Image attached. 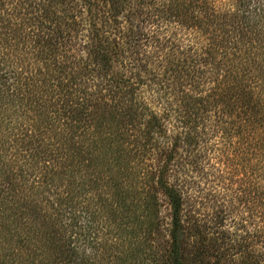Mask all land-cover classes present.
Wrapping results in <instances>:
<instances>
[{
  "label": "trees",
  "instance_id": "1",
  "mask_svg": "<svg viewBox=\"0 0 264 264\" xmlns=\"http://www.w3.org/2000/svg\"><path fill=\"white\" fill-rule=\"evenodd\" d=\"M199 4L0 0V264H250L248 248L240 260L227 257L237 249L236 238L218 229L206 233L186 206L188 169L176 155L207 140L189 128L168 135L170 115L144 92L172 106L169 99L184 87L201 85L198 65L186 59L142 65L135 57L152 41L167 40L178 49L196 43L200 37L185 24L192 23ZM258 4L256 9L264 7V0ZM80 41L85 44L77 51ZM66 61L74 73H66ZM116 62L123 70H116ZM125 69L135 76L126 78ZM251 72L235 74L223 88L215 82L199 99L220 107L223 124L224 117H234V127L247 130L246 140L264 129L257 111L251 113L259 103L239 85L254 83L247 79ZM83 76H96L95 92L73 89ZM51 107L55 116L45 121L43 113ZM159 194L168 220L161 218ZM48 203L54 209L51 222L40 212ZM263 260L258 255L252 264Z\"/></svg>",
  "mask_w": 264,
  "mask_h": 264
},
{
  "label": "rangeland",
  "instance_id": "2",
  "mask_svg": "<svg viewBox=\"0 0 264 264\" xmlns=\"http://www.w3.org/2000/svg\"><path fill=\"white\" fill-rule=\"evenodd\" d=\"M258 1L260 0H209L202 4L199 0L200 4L193 12L194 20L185 25L194 28L202 41L183 44L179 49L170 45L167 40L157 44L152 41L149 44L150 49L140 51L139 54L142 55L135 56L142 58V65L143 61L159 60L158 66L163 67L171 64V61L180 62L184 59L189 65H198L196 73L201 76L198 79L201 85L196 90H190L189 86L184 87V93L169 99L175 102L172 106L167 105L163 96L160 99L153 96L151 100L149 95L153 93L146 88L144 92L146 97L150 98L149 102L157 106V110L170 115L169 124H166L168 135H176L189 128L198 130L203 139L207 140L195 141L190 148L182 147L176 155L177 158H183L185 168L188 169V176L183 183L184 192L188 197L186 206L188 205L191 216L196 215L201 219L202 228L206 233L213 235L216 229L225 231L236 238L237 249L239 244L244 245L239 251L232 250L227 257L240 260L241 252L248 248L253 255L248 258L251 259L250 264L254 260L257 261L258 255L264 257V196H261L260 192V186L264 191V129L259 128L257 134H251L250 139L246 140L247 130L243 128L242 132H239L238 126L234 127L236 124L231 122L234 117H224L223 124L220 122V107L214 108L211 101L206 104L204 101L201 103L199 99H205L210 94L215 82L223 88L235 74H244L252 69L247 79L251 78L254 83L247 80L246 84L239 85L250 94L253 102L259 103L251 113L257 111V118L264 122V16L260 12L263 6L256 9ZM77 35L73 34L75 41L78 39ZM79 40L80 38L77 44ZM84 44L85 41L81 42L77 51L83 49ZM14 50V47H11L9 51ZM129 53L133 55V51L130 50ZM246 58L249 60L244 63ZM66 64L70 67L66 73H74L73 63L71 66L70 61H66ZM135 65H139V62L136 61ZM115 68H121L119 62H116ZM233 70L235 72L230 74ZM134 73L125 69L124 75L130 79L135 76ZM80 78L82 79L73 81V89L87 90L89 93L96 91V76L92 79L89 76ZM186 94L195 98L183 101L182 97ZM168 97L167 95V99ZM61 102L62 100L56 107L58 110ZM187 103H191L193 108H184ZM56 108H47L42 118L47 121L54 117L53 111ZM33 114L35 113L30 111L29 115ZM250 117L256 120V116ZM225 129H229L227 135ZM47 135L48 133L43 137ZM47 140L50 141L48 138ZM170 143L171 141H168L167 145ZM149 156L150 154L147 157ZM143 187L145 191L148 189ZM158 200L161 203V218L168 220L169 208L166 200L161 194ZM40 212L42 215L47 213L48 218L54 209L48 203L44 204ZM48 221L51 222L50 218ZM48 230L43 231V234ZM234 253H237L235 257ZM107 261L110 263V259L107 258Z\"/></svg>",
  "mask_w": 264,
  "mask_h": 264
}]
</instances>
